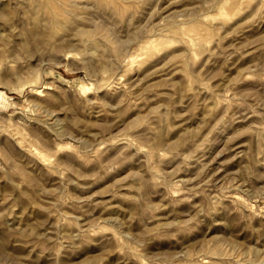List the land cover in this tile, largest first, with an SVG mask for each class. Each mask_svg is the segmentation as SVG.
Returning a JSON list of instances; mask_svg holds the SVG:
<instances>
[{
	"label": "rangeland",
	"instance_id": "rangeland-1",
	"mask_svg": "<svg viewBox=\"0 0 264 264\" xmlns=\"http://www.w3.org/2000/svg\"><path fill=\"white\" fill-rule=\"evenodd\" d=\"M0 264H264V0H0Z\"/></svg>",
	"mask_w": 264,
	"mask_h": 264
}]
</instances>
